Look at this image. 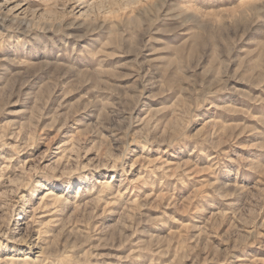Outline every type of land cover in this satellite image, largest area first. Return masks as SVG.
<instances>
[{"label": "rangeland", "instance_id": "1", "mask_svg": "<svg viewBox=\"0 0 264 264\" xmlns=\"http://www.w3.org/2000/svg\"><path fill=\"white\" fill-rule=\"evenodd\" d=\"M0 264H264V0H0Z\"/></svg>", "mask_w": 264, "mask_h": 264}]
</instances>
